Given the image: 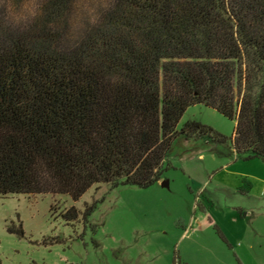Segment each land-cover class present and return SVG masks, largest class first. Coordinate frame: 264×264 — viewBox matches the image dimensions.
I'll list each match as a JSON object with an SVG mask.
<instances>
[{"label":"trees","instance_id":"16d2710c","mask_svg":"<svg viewBox=\"0 0 264 264\" xmlns=\"http://www.w3.org/2000/svg\"><path fill=\"white\" fill-rule=\"evenodd\" d=\"M201 137L264 159V0H0V195L148 187Z\"/></svg>","mask_w":264,"mask_h":264},{"label":"rangeland","instance_id":"374dc122","mask_svg":"<svg viewBox=\"0 0 264 264\" xmlns=\"http://www.w3.org/2000/svg\"><path fill=\"white\" fill-rule=\"evenodd\" d=\"M189 120L227 138L235 127L203 104L178 126ZM187 143L173 144L148 187L95 184L77 200L0 195V264H264V159L236 156L229 141ZM71 206L79 214L67 222ZM20 223L23 235L10 231Z\"/></svg>","mask_w":264,"mask_h":264},{"label":"crops","instance_id":"0c3cea01","mask_svg":"<svg viewBox=\"0 0 264 264\" xmlns=\"http://www.w3.org/2000/svg\"><path fill=\"white\" fill-rule=\"evenodd\" d=\"M183 140H185V139H183ZM185 141H186V144H188V143H187V140H185ZM178 142H182V141H178Z\"/></svg>","mask_w":264,"mask_h":264}]
</instances>
